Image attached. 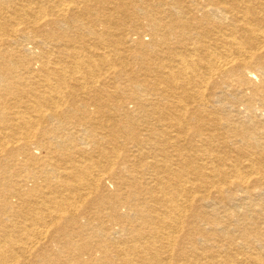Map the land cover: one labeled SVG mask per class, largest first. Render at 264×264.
I'll list each match as a JSON object with an SVG mask.
<instances>
[{
    "label": "bare ground",
    "instance_id": "obj_1",
    "mask_svg": "<svg viewBox=\"0 0 264 264\" xmlns=\"http://www.w3.org/2000/svg\"><path fill=\"white\" fill-rule=\"evenodd\" d=\"M0 264H264V0H0Z\"/></svg>",
    "mask_w": 264,
    "mask_h": 264
}]
</instances>
